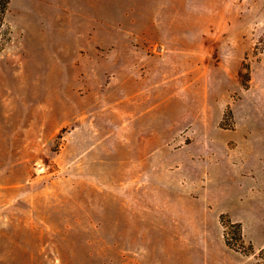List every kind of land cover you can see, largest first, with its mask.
Wrapping results in <instances>:
<instances>
[{
	"label": "rangeland",
	"instance_id": "obj_1",
	"mask_svg": "<svg viewBox=\"0 0 264 264\" xmlns=\"http://www.w3.org/2000/svg\"><path fill=\"white\" fill-rule=\"evenodd\" d=\"M221 213L264 264V0H10L0 264H207Z\"/></svg>",
	"mask_w": 264,
	"mask_h": 264
},
{
	"label": "trees",
	"instance_id": "obj_2",
	"mask_svg": "<svg viewBox=\"0 0 264 264\" xmlns=\"http://www.w3.org/2000/svg\"><path fill=\"white\" fill-rule=\"evenodd\" d=\"M10 0H0V39L4 34L5 16L8 10ZM219 221L224 228L223 236L225 244L244 255H251L254 253L252 243H249L245 248V242L243 238L242 223L239 221H233L227 213H221ZM235 240L237 243L233 242Z\"/></svg>",
	"mask_w": 264,
	"mask_h": 264
},
{
	"label": "crops",
	"instance_id": "obj_3",
	"mask_svg": "<svg viewBox=\"0 0 264 264\" xmlns=\"http://www.w3.org/2000/svg\"><path fill=\"white\" fill-rule=\"evenodd\" d=\"M220 238L223 241V246L212 249H207L206 252V261L207 264H258L257 258H255V254L251 255H244L236 250H233L229 248L224 241L223 232L220 233ZM171 253L169 252V255L167 256V261L165 264H179L176 256V248H171ZM229 258H232L229 260ZM252 258L254 260H252ZM193 257L192 255H189V262L188 264H194L192 262Z\"/></svg>",
	"mask_w": 264,
	"mask_h": 264
}]
</instances>
